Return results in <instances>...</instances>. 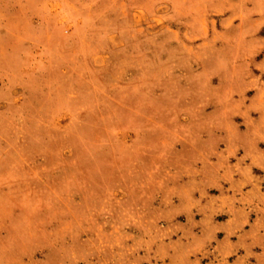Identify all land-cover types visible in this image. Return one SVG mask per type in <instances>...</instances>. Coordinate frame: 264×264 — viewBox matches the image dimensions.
<instances>
[{"label": "rangeland", "instance_id": "374dc122", "mask_svg": "<svg viewBox=\"0 0 264 264\" xmlns=\"http://www.w3.org/2000/svg\"><path fill=\"white\" fill-rule=\"evenodd\" d=\"M262 250L264 0H0V264Z\"/></svg>", "mask_w": 264, "mask_h": 264}, {"label": "crops", "instance_id": "0c3cea01", "mask_svg": "<svg viewBox=\"0 0 264 264\" xmlns=\"http://www.w3.org/2000/svg\"><path fill=\"white\" fill-rule=\"evenodd\" d=\"M257 261V263L259 264L264 263V250H262V252L258 254Z\"/></svg>", "mask_w": 264, "mask_h": 264}]
</instances>
